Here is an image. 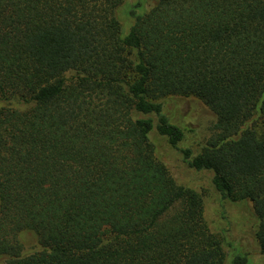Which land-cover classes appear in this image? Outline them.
Here are the masks:
<instances>
[{"label": "trees", "instance_id": "trees-1", "mask_svg": "<svg viewBox=\"0 0 264 264\" xmlns=\"http://www.w3.org/2000/svg\"><path fill=\"white\" fill-rule=\"evenodd\" d=\"M177 100L215 116L199 151ZM161 145L250 203L264 254V0H0V264H225Z\"/></svg>", "mask_w": 264, "mask_h": 264}, {"label": "rangeland", "instance_id": "rangeland-1", "mask_svg": "<svg viewBox=\"0 0 264 264\" xmlns=\"http://www.w3.org/2000/svg\"><path fill=\"white\" fill-rule=\"evenodd\" d=\"M126 1L128 3V0ZM194 102L193 100H177L175 103L165 101L164 104L171 120L185 131L184 143L192 145L199 151L213 134L215 116L208 108H203ZM192 104L193 108L188 109V106ZM253 119L256 127L260 128L262 118L255 114ZM162 153L166 154L162 159L176 182L195 190L201 196L204 218L209 229L227 243L223 246L226 254L225 264H229L233 251L245 255L247 264H264V254L260 252L254 236L257 221L250 203L220 200L209 185V179L205 174H193L178 163L171 151L161 145L158 146L159 156ZM19 240L22 245V255H29L41 249L37 237L29 232H21ZM5 259V256H0V263Z\"/></svg>", "mask_w": 264, "mask_h": 264}]
</instances>
